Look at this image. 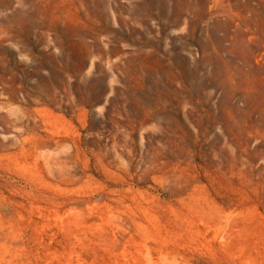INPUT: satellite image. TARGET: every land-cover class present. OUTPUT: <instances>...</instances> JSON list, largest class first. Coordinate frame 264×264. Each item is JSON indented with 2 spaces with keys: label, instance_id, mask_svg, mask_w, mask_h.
I'll list each match as a JSON object with an SVG mask.
<instances>
[{
  "label": "rangeland",
  "instance_id": "374dc122",
  "mask_svg": "<svg viewBox=\"0 0 264 264\" xmlns=\"http://www.w3.org/2000/svg\"><path fill=\"white\" fill-rule=\"evenodd\" d=\"M0 264H264V0H0Z\"/></svg>",
  "mask_w": 264,
  "mask_h": 264
}]
</instances>
